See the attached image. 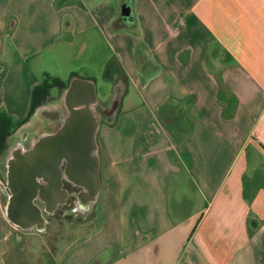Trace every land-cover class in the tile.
<instances>
[{"label": "crops", "instance_id": "1", "mask_svg": "<svg viewBox=\"0 0 264 264\" xmlns=\"http://www.w3.org/2000/svg\"><path fill=\"white\" fill-rule=\"evenodd\" d=\"M69 108L97 119L98 223L41 264H264V0H0L7 234L46 231L5 181Z\"/></svg>", "mask_w": 264, "mask_h": 264}, {"label": "water", "instance_id": "2", "mask_svg": "<svg viewBox=\"0 0 264 264\" xmlns=\"http://www.w3.org/2000/svg\"><path fill=\"white\" fill-rule=\"evenodd\" d=\"M123 14L128 16L129 9L124 8ZM81 117L82 123L75 122ZM97 128V119L90 115L87 108H69L68 117L63 119V124L54 134L40 136L19 161L14 159L9 163L5 183L10 193L7 217L12 223L23 229L43 231V213L51 215L70 195L74 197L73 210L80 206L79 213L90 212L100 192L99 161L94 141ZM41 149L46 150L45 157L49 167L46 169V176L56 180L52 188L36 179L42 177L44 171V165L38 158ZM51 157L52 160L49 159ZM69 173L73 174V178ZM64 179L77 180H73V184L80 186V189L69 192L61 188ZM36 199L42 201L43 205L35 203ZM73 212L78 211L75 209Z\"/></svg>", "mask_w": 264, "mask_h": 264}, {"label": "rangeland", "instance_id": "3", "mask_svg": "<svg viewBox=\"0 0 264 264\" xmlns=\"http://www.w3.org/2000/svg\"><path fill=\"white\" fill-rule=\"evenodd\" d=\"M50 65L51 62H50ZM114 66L110 63L107 69ZM4 200H2V203ZM100 211V204H95L88 214H70L49 216L46 231L42 234H22L16 235L14 232L9 234V222L3 219L0 214V239L5 236L3 243L0 247L6 249L2 254L5 264H41L44 260L47 262V251H53L56 247L66 245L70 238L77 234L74 229L79 224L89 226L87 221H91L87 229L93 230L98 223L97 215ZM69 212V211H67ZM98 213V214H97ZM93 220V221H92ZM1 259V258H0ZM0 264H4L0 261ZM44 264V263H43Z\"/></svg>", "mask_w": 264, "mask_h": 264}, {"label": "flooded vegetation", "instance_id": "4", "mask_svg": "<svg viewBox=\"0 0 264 264\" xmlns=\"http://www.w3.org/2000/svg\"><path fill=\"white\" fill-rule=\"evenodd\" d=\"M40 152L41 153L39 154L40 156L38 158H39V160H41V164L44 165V168H43L44 171L42 172V177H43V180H44V184L45 185H49L52 188L53 185L56 184V180L49 179L46 176L47 175L46 169L49 168L47 166L48 165V163H47V157H45L46 150H44V149L42 150L41 149ZM49 159L52 160V157L49 158ZM51 163H52V161H51ZM72 169L73 170H76L75 168H72ZM69 176L71 178H73V174L69 173ZM73 180H71V179L70 180L64 179L63 182H62L61 188L67 189L69 192H71V191H78L80 189V186L73 184L74 181H77V180H74V181ZM51 198L54 199L55 197H51ZM73 198L74 197L72 195L68 196L66 202L64 204L58 205L57 208L55 209L54 213H52L49 216H54V215H58V214H61V215L70 214V212H73L75 209H77L78 212L77 213H74V214H78L79 211H80V209H81V207L80 206L79 207L76 206V208H74V210L72 209L73 208V205H74L73 204ZM38 200L39 199H37L36 201H38ZM95 204H97V201L92 205V208H93V206ZM67 211H69V212H67Z\"/></svg>", "mask_w": 264, "mask_h": 264}]
</instances>
